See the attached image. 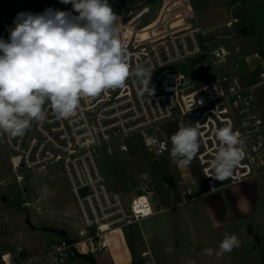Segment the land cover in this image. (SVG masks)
I'll return each instance as SVG.
<instances>
[{
	"label": "built area",
	"instance_id": "2783aa9c",
	"mask_svg": "<svg viewBox=\"0 0 264 264\" xmlns=\"http://www.w3.org/2000/svg\"><path fill=\"white\" fill-rule=\"evenodd\" d=\"M118 1L108 0L110 5ZM181 1L184 5L178 9L168 7L146 38L140 36V31L161 18L165 0H160V5H155L156 0L137 1L117 14L121 18L119 39L129 67L134 70L142 66L151 75L149 84L131 75L124 87L81 100L70 118H59L46 104V119L33 121L23 136L12 137L0 131V143L8 147L19 181L23 182L26 172L34 168L62 164L83 227L76 238L63 237L51 247L54 264L110 252L116 242L123 240L127 228L154 215L157 206L161 208L156 204L151 180L130 200L108 184L99 162L103 148L109 153L115 149L128 152V140L137 137L148 151L161 158L170 150L167 125L180 128L199 123V173L185 171L179 179L163 180L162 187L176 188L183 198L193 199L264 175V117L254 96V88L264 83V54L243 56L252 70L262 68V80L258 82H247L238 72L221 71L219 66L230 61L236 67L242 65L233 60L235 55L242 59L239 45H214L225 36L219 31L231 29L240 18L204 27L192 1ZM21 12L36 14L30 0H0V39H9V29L15 27L14 20ZM196 59L200 60L197 67L204 64L206 68L198 77H206L209 67L214 68V74L201 82L196 75L188 76L177 67ZM256 61L263 66L251 65ZM228 123L240 133L245 156L229 178L215 180L211 177V162L220 147L215 131ZM22 206L35 207L28 200ZM0 264H14L12 254L0 253Z\"/></svg>",
	"mask_w": 264,
	"mask_h": 264
},
{
	"label": "clouds",
	"instance_id": "9594fccd",
	"mask_svg": "<svg viewBox=\"0 0 264 264\" xmlns=\"http://www.w3.org/2000/svg\"><path fill=\"white\" fill-rule=\"evenodd\" d=\"M69 11L21 12L7 41L0 39V131L23 136L33 121L46 119L50 104L62 119L75 115L81 100L125 86L131 75L145 85L142 66L131 70L119 39L121 18L108 0H60ZM219 150L211 162L215 180L229 178L244 159V141L231 123L215 131ZM173 162L187 166L196 157L200 124L181 126L171 136ZM240 246L236 235L219 243L217 257ZM212 256L213 249H205Z\"/></svg>",
	"mask_w": 264,
	"mask_h": 264
},
{
	"label": "rangeland",
	"instance_id": "374dc122",
	"mask_svg": "<svg viewBox=\"0 0 264 264\" xmlns=\"http://www.w3.org/2000/svg\"><path fill=\"white\" fill-rule=\"evenodd\" d=\"M30 2L36 14L43 13L45 9L52 8L69 11L73 15H78V13L73 11L72 4H63L60 0H30ZM178 4V6L174 5L170 6V8L178 9L184 5L181 0H178ZM192 4L195 7L200 23L204 27L220 24L231 17L246 16L251 22L249 27H247L248 33H244L246 25L243 20L233 25L231 29H221L219 32H222L225 36L219 38L214 44L215 47L221 44H228L234 48L239 45L242 50V59H239L238 55H235L233 60L242 62V65L236 67L230 61L229 63L221 64L219 69L221 71L238 72L247 82H258L262 80L260 77L262 68L260 69L259 67L258 69L252 70L243 56L250 55L256 50L261 55L264 54V35H262L264 33V0H192ZM121 5L128 9L134 3L133 0H121L111 6L113 11L116 12L121 8ZM155 5H160V0H156ZM167 10H169L168 7H164L161 18L151 24L149 23L145 29L140 31V36L144 38L148 37ZM130 31L131 28L127 29V32ZM259 31L262 33L258 34ZM198 61L200 62L199 59H196L188 63H180L177 67L188 76L196 75L197 80L201 82L214 74V68L213 66L209 67V72H206V77H198L199 73L206 69L204 64H200L197 67L196 63ZM251 65L263 66L260 61H256ZM254 96L255 104L264 117V83L254 88ZM178 130L179 128L175 124H169L165 127L170 141V150L166 156L161 158L155 157L148 151L142 140L137 137L128 140L130 145L128 152L115 149V152L109 153L106 148L101 149L99 162L108 184L120 190L130 200L132 195H135L141 190L146 181L151 180L155 184V196L162 194L161 196L166 203H172L174 199L171 198L168 192L165 194L161 193L164 188L162 187L163 180L179 179L183 172H189L190 170L192 173H199L196 157L187 166L181 163L182 166L180 167L183 169H180V162H173L170 156L172 148L171 136ZM66 182L67 178L64 174L62 164L58 162L50 164L45 168L29 170L25 174V180L23 182L19 181L10 161V151L6 145L0 143V208L2 210L0 216L4 215V213L12 217L20 218L33 216V224H37V221L43 216L51 218L52 216L58 217L66 214L70 219L76 216L79 217L75 198L71 190L69 191L65 188ZM233 186L218 191L216 193L217 196L211 194L204 195L201 198L190 201L185 207L189 213H197L199 218H202V222H205V216L208 212L204 203L206 199H212L216 196L227 202L229 200L245 198L247 202L245 207L246 215L241 217L237 223L234 222L236 223L234 224V228L238 230L240 242L245 243L249 248L251 246L252 248L256 247V249H252V252L254 255L260 257V253L263 251V247L259 246L261 244L260 235L264 234V175L247 179ZM176 190L178 191V189ZM178 193L179 191L172 194V197L173 195L176 197H174L175 200L181 196ZM2 196L7 197L8 201L4 202ZM24 200L31 201L33 204L39 203L42 206V210L39 211L36 207L31 209L23 207L22 203ZM37 227L34 225L33 229L40 228ZM21 249L0 248V251L12 253L13 261H15L20 258L19 253ZM34 250H37V254H44L46 251L43 248H35ZM42 261L47 264L51 262L49 257L42 258Z\"/></svg>",
	"mask_w": 264,
	"mask_h": 264
},
{
	"label": "crops",
	"instance_id": "0c3cea01",
	"mask_svg": "<svg viewBox=\"0 0 264 264\" xmlns=\"http://www.w3.org/2000/svg\"><path fill=\"white\" fill-rule=\"evenodd\" d=\"M137 1L144 0H133V3ZM165 4V7L179 5L178 0H165ZM122 6L118 9L119 11L115 12L116 14L127 10ZM239 18L240 21H245L244 33H248L247 27L251 22L245 15ZM261 33L258 32V34ZM65 186L70 191L68 180ZM175 190L163 188L161 193L168 192L174 199L172 203H166L162 194L157 195L156 204L161 205V208L157 206L153 216L127 228L123 240L116 242L110 252L98 257L81 256L69 264H264V234L260 235L261 244L259 246L263 247L260 257L252 252V249L256 247L249 248L242 242L230 253H224L219 257L215 255V251L219 250V243L226 235H236L240 241L234 224L246 215L245 198L226 202L216 197V193L220 191L218 190L193 199L180 196L175 200L176 197L174 195L172 197L174 192H178ZM210 194L216 195V199L209 198L204 202L208 212L205 216L206 221L202 222V218L200 219L197 213H189L185 206L190 201ZM178 195L181 194L178 193ZM7 201L8 198L4 202ZM34 205L36 208L40 206L39 211L42 210L39 203ZM0 212L2 214L1 208ZM34 225L40 228L33 229ZM82 227L83 224L79 217L70 219L66 214L51 218L43 216L37 224H33V216L20 218L4 213L0 216V248H22L19 253L20 258L15 260L14 264H47L42 261L44 257H49L51 260L49 264H54L49 253L51 246L63 237L76 238ZM123 243H125L124 248ZM33 248H43L46 251L44 254H37V250ZM205 249H213V255H206Z\"/></svg>",
	"mask_w": 264,
	"mask_h": 264
},
{
	"label": "water",
	"instance_id": "95a60500",
	"mask_svg": "<svg viewBox=\"0 0 264 264\" xmlns=\"http://www.w3.org/2000/svg\"><path fill=\"white\" fill-rule=\"evenodd\" d=\"M2 200H3V201H6L7 198H6L5 196H2Z\"/></svg>",
	"mask_w": 264,
	"mask_h": 264
},
{
	"label": "bare ground",
	"instance_id": "6f19581e",
	"mask_svg": "<svg viewBox=\"0 0 264 264\" xmlns=\"http://www.w3.org/2000/svg\"><path fill=\"white\" fill-rule=\"evenodd\" d=\"M153 216V215H152ZM123 248L125 247V243L122 244Z\"/></svg>",
	"mask_w": 264,
	"mask_h": 264
}]
</instances>
